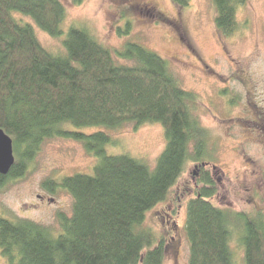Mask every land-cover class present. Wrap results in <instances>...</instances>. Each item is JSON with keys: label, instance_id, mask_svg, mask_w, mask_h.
Instances as JSON below:
<instances>
[{"label": "trees", "instance_id": "trees-1", "mask_svg": "<svg viewBox=\"0 0 264 264\" xmlns=\"http://www.w3.org/2000/svg\"><path fill=\"white\" fill-rule=\"evenodd\" d=\"M83 0H73L81 4ZM187 7L189 0H173ZM220 34L232 37L238 11L248 0H211ZM21 14L32 21L17 20ZM67 10L61 0H0V129L14 140L15 161L0 174V190L27 173L45 141L79 142L97 159L93 174L47 180L73 199L72 215L60 216L61 233L30 219L0 215V252L6 264H164L167 241L145 227L147 213L169 199L188 163H197L195 197L187 202L189 264H264V214L251 215L215 205L218 183L205 158L207 133L192 109L196 95L180 88L159 53L127 41L116 50L82 27L62 29ZM35 26L61 39L62 54L39 41ZM119 35L131 31L130 24ZM130 30V31H129ZM75 127L134 130L160 124L166 146L155 167L125 154L111 155L109 133L85 134ZM209 157V156H208Z\"/></svg>", "mask_w": 264, "mask_h": 264}, {"label": "rangeland", "instance_id": "rangeland-1", "mask_svg": "<svg viewBox=\"0 0 264 264\" xmlns=\"http://www.w3.org/2000/svg\"><path fill=\"white\" fill-rule=\"evenodd\" d=\"M67 10L62 29L84 27L114 53L127 41H138L165 58L180 88L196 95L192 109L207 133L208 169L218 183L212 202L235 212L264 214V0H248L238 11V30L232 37L220 34L211 0H189L187 7L173 0H61ZM17 20L31 22L18 14ZM129 23L131 31L119 35ZM39 41L50 52L62 54L61 39L35 26ZM64 129L92 134L109 133L115 141L108 154H125L155 167L166 146L160 124L138 130L125 125L80 128L66 123ZM97 159L79 142L55 138L45 141L27 173L0 190V215L30 219L61 233L59 217L73 213L72 196L58 188H45L47 180L93 174ZM197 163H188L169 199L147 213L144 228L167 241L164 264H189L185 224L187 202L195 197ZM233 240L236 264L243 263V249ZM0 264H6L1 256Z\"/></svg>", "mask_w": 264, "mask_h": 264}, {"label": "water", "instance_id": "water-1", "mask_svg": "<svg viewBox=\"0 0 264 264\" xmlns=\"http://www.w3.org/2000/svg\"><path fill=\"white\" fill-rule=\"evenodd\" d=\"M15 163L14 140L0 129V174L8 175Z\"/></svg>", "mask_w": 264, "mask_h": 264}, {"label": "bare ground", "instance_id": "bare-ground-1", "mask_svg": "<svg viewBox=\"0 0 264 264\" xmlns=\"http://www.w3.org/2000/svg\"><path fill=\"white\" fill-rule=\"evenodd\" d=\"M16 160V159H15Z\"/></svg>", "mask_w": 264, "mask_h": 264}]
</instances>
